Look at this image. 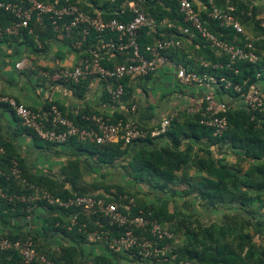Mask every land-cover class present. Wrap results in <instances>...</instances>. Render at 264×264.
<instances>
[{"label":"trees","instance_id":"1","mask_svg":"<svg viewBox=\"0 0 264 264\" xmlns=\"http://www.w3.org/2000/svg\"><path fill=\"white\" fill-rule=\"evenodd\" d=\"M22 4L21 0H0ZM44 4H53L56 0H39ZM126 1L133 0H70L79 9L93 18L103 21L118 20L127 24L132 20V14L124 7ZM192 1V0H191ZM264 5V0H258ZM205 10L198 12L203 26L219 41L227 46L244 48L248 44L253 47L254 54L258 57L255 63L247 61H231L224 52L211 46L199 34L195 33L191 25L179 12L177 4L171 0H146L142 5V11L147 18L157 23L156 32L144 28L138 31L136 43L140 52L144 54L145 48L154 45L158 41L169 38H177L182 41V49L165 54L176 65L184 66L187 71L195 72L202 76L213 78L216 83L215 93H224L231 102H224L228 109L224 113L227 120V131L221 136H214V131L200 124L202 109L189 114L187 109L180 110L171 121L165 135L157 137L165 138L167 145L154 147L151 150L140 149L130 156V150L138 143H152L150 132L147 137L132 146H124L123 142L93 145L80 143L77 139H71L66 144H71L78 151L87 153L95 159L99 165L113 168L118 165L123 173L134 182L133 187L121 185H107L104 182L88 184L82 174V161L72 157L62 169L59 177L35 175L29 173L15 148L9 143H0L3 152L0 153V220L7 222L9 219L27 217L38 208L46 209L53 213L47 218L42 228L45 235H53L60 232L67 236L72 244L61 248L58 252H50L40 241L38 236L19 233L16 235H0L1 238L10 240L28 241L33 244L39 256H45L55 264H91L83 256L80 246L85 242V236L78 231L79 226H73L70 230V216L75 210H64L56 205H50L45 199L36 198L41 191L46 192L56 200H67L73 197H101L98 192L109 193L114 189L117 195L133 198L137 210L152 214V220L162 228H166L179 241L176 247V257L169 259L164 264H177L188 262L189 264H264V106L261 111L253 112L243 103L234 107L232 101L240 100L241 96L248 92L259 94L264 101V92L257 88V83L264 82V16L257 18V6L244 0H213L216 8L227 11L233 7L231 15L241 24L245 31L244 36L237 35L232 29L220 25L212 20L208 14L210 5L204 0ZM166 21L172 24L171 29L165 26L160 28V23ZM16 22L12 13L0 10V27L6 28ZM40 27L33 19L29 27L20 31L16 37L28 38L32 34L38 41L44 43L55 39L62 34L63 22L52 25L51 21L44 22ZM179 28H189L193 37L182 36ZM3 36L1 40L16 38ZM69 45L79 36L75 31L74 38H68ZM116 39L115 34L108 31L98 33L92 31L84 43V50H97L100 41ZM90 55L87 54V57ZM200 59L207 64L206 68L200 66ZM128 60L126 52H113L111 56L101 58V64L112 68L119 64H125ZM151 76V75H149ZM147 76V77H149ZM89 78L80 81L81 84ZM63 83L71 80H63ZM103 82L106 98H111L105 90L107 82ZM130 80L124 79V95L121 100L132 102V89ZM114 84V82H113ZM230 84V88H227ZM234 86L241 87V94L235 93ZM113 102V101H112ZM9 109L7 106H1ZM44 113L48 110L43 111ZM64 114V113H63ZM72 120L80 128H92L91 121L81 119ZM167 118L170 115L166 116ZM103 118V117H102ZM107 123L116 124L125 122L120 116L111 119L103 118ZM27 133L36 139L43 141L37 135L26 128ZM207 140L211 146L221 151L224 145L238 150L241 154L237 157L236 164L231 166L219 164L212 151L201 150L202 155H191L192 145L185 146V141ZM45 142V141H43ZM49 145L48 142H45ZM65 145V144H64ZM55 146V145H54ZM58 146V145H56ZM185 146V147H184ZM130 157L128 160L126 157ZM16 164L19 176L14 177L11 170ZM104 179V176H101ZM139 185L147 186L161 194L154 204H147L145 193ZM184 185L182 190L175 188ZM100 190V191H98ZM170 194L173 197H191L199 199V204L204 210H220L222 217L217 221L203 223L197 215H185L181 212L169 210L170 201L162 196ZM23 199V200H22ZM137 214L135 210L134 215ZM65 222L63 219H66ZM81 222H88L87 217H81ZM96 223V221L94 220ZM98 225L91 224V228H101L109 232L111 237L122 235L123 231L108 228L104 219H99ZM89 227V228H90ZM144 236L151 238L149 230ZM162 246L165 242H157ZM107 260L99 256L95 264H101ZM0 264H22L19 256L14 252H0Z\"/></svg>","mask_w":264,"mask_h":264},{"label":"built area","instance_id":"2","mask_svg":"<svg viewBox=\"0 0 264 264\" xmlns=\"http://www.w3.org/2000/svg\"><path fill=\"white\" fill-rule=\"evenodd\" d=\"M179 8V12L191 25L195 33L209 42L212 47L227 54L231 61H247L255 63L258 57L253 52V47L248 44L244 48L227 46L219 42L204 26L200 20L198 12L195 10L191 0H171ZM146 0L126 1V7L132 14V20L121 23L118 20L103 21L93 18L81 11L79 7L72 4L70 0H56L53 4H44L39 0H21L22 4L0 1V10L12 13L16 22L12 25L1 28L0 37L17 36L21 30L29 27L30 22L35 19L36 23L44 26V22L51 21L52 25L63 22L62 34L69 38H74L75 31H78L81 38H77L72 43V49L79 54V59L71 71H60L55 77L57 81L71 80L75 84L80 81L94 78L107 82L105 90L112 101H120L124 95V86L121 83L124 79L135 80L153 75L163 66L176 68V77L179 85L192 86L201 85L209 88L215 84L213 78L206 75H198L189 72L182 65H176L165 54L182 49V41L177 38H169L158 41L154 45L145 48L144 54L140 52L136 43V36L139 30L147 28L155 30L157 23L147 18L142 11V5ZM210 11L208 16L220 23L221 26L232 29L237 35L245 37V31L241 24L231 15L233 7H228L223 11L214 6L213 0H208ZM161 27L173 28L172 24L166 21L160 23ZM92 31L103 33L105 31L115 34L116 39L100 41L97 50H84L83 46L87 37ZM178 32L182 36L193 37L189 28H179ZM126 52L128 60L125 64H119L112 68L101 64L102 56L108 57L113 52ZM87 54L90 56L87 57ZM200 63L203 68L207 64L200 59L193 58ZM20 68V65H17ZM114 82V84H113ZM230 88V84H227ZM233 90L241 94V87L234 86ZM247 108L253 112L261 111L264 106L262 97L255 92H248L241 96L240 100ZM0 106H7L11 110L21 125L33 131L37 137L45 142L54 145H64L71 139H77L80 143L104 145L123 142L124 146H132L147 137L144 131L135 121L118 122L116 124L107 123L102 117H92L86 121L93 122L92 128H80L68 119L59 108L51 106L48 112H38L30 110L18 103L11 97L0 95ZM202 119L200 124L214 131V136L221 137L228 128L224 113L228 106L217 99L211 90L202 98ZM135 111V108H132ZM170 116L163 120L160 126L150 133L151 137L165 135L171 124ZM14 177L19 176L16 164L11 170ZM101 197H73L67 200L53 199L46 192L41 191L36 198L45 199L50 205H56L64 210H75L70 216L69 230L73 226H79L78 231L85 236V242L92 246H102L105 252L103 256L107 261L101 264H164L169 259L174 260L175 251L179 241L166 228H162L156 221L152 220V214L137 210L134 199L127 196L117 195L114 189L109 193L98 192ZM23 200V199H22ZM135 210L137 214L134 215ZM81 217H87L88 222H81ZM99 219H104L108 228L122 230V235L111 237L108 231L101 229ZM96 221V223L94 222ZM91 224L101 228H91ZM90 227V228H89ZM149 230L151 238L144 236ZM157 242H165L158 246ZM0 252H14L21 259L22 264H55L45 256H39L33 246L28 241L0 239ZM95 264V263H91ZM177 264H189L179 262Z\"/></svg>","mask_w":264,"mask_h":264},{"label":"crops","instance_id":"3","mask_svg":"<svg viewBox=\"0 0 264 264\" xmlns=\"http://www.w3.org/2000/svg\"><path fill=\"white\" fill-rule=\"evenodd\" d=\"M196 9L205 10L204 0L191 1ZM257 6V18H263L264 5L258 0H244ZM160 28H164L160 26ZM151 32H156L152 30ZM28 38L16 37L7 41H0V95L8 96L33 111L43 112L51 106H56L69 118L86 121L92 117L111 119L122 117L125 121H135L144 131L156 130L167 115L175 116L180 110L187 109V113L197 112L202 105V98L209 90L215 93V86L208 89L201 85L181 86L176 77V68L163 66L149 77L130 80L132 102L110 101L106 98L103 82L98 79L87 80L81 84L57 81L55 75L60 71H71L76 65L79 54L69 45L63 34L44 43L29 34ZM69 38V37H68ZM20 65V68L17 67ZM257 88L264 92V82L257 83ZM218 98L231 102L224 93ZM242 104L239 100L232 101L234 107ZM135 111H132V108ZM15 114L0 106V143L11 144L29 173L35 175L59 177L62 169L72 157L82 161V174L87 182L98 183L104 176L107 185H121L133 187L134 182L129 179L116 165L113 168L99 165L87 153L78 151L73 145H49L27 133ZM152 143H138L130 150V156L140 149L151 150L154 147H164L167 140L160 137H150ZM192 145L191 155H202L201 150H210L219 164L231 166L236 164L241 154L238 150L224 145L219 151L211 146L207 140H190L183 143ZM184 146V147H185ZM3 149L0 147V153ZM130 157H126L128 160ZM184 186V185H181ZM139 188L145 193L147 204L156 203L161 194L144 185ZM180 188V187H178ZM177 187L175 190L178 189ZM184 189V188H183ZM180 191V190H179ZM150 196V197H149ZM170 201L171 212H181L185 215L208 216L214 210H204L199 199L191 197H173L170 194L162 196ZM178 206L172 210L171 203ZM48 210L38 208L27 217L9 219L6 223L0 220V235H16L19 233L38 236L45 248L50 252H58L61 248L72 244L64 234L57 232L51 235L43 233V226L47 218L52 216ZM65 222L66 219H63ZM80 248L83 256L91 263L104 255L102 246H92L86 243Z\"/></svg>","mask_w":264,"mask_h":264},{"label":"rangeland","instance_id":"4","mask_svg":"<svg viewBox=\"0 0 264 264\" xmlns=\"http://www.w3.org/2000/svg\"><path fill=\"white\" fill-rule=\"evenodd\" d=\"M106 180V178H99V182H104ZM88 184H91L92 182H87ZM183 188H185V186H180V188H178L177 190H182ZM103 189V188H102ZM102 189H100V190H98V191H100V192H103V190ZM150 197V196H149ZM176 204L174 203V202H172L171 203V208H172V210H176L175 208H178V206H175ZM222 212H220V210H217V211H215V212H213V213H211L210 215H208V216H203V218L202 217H199L200 218V221L201 222H203V223H210V222H212V221H217V220H219L222 216ZM180 241V240H179Z\"/></svg>","mask_w":264,"mask_h":264}]
</instances>
